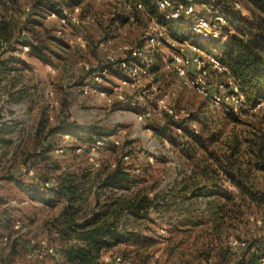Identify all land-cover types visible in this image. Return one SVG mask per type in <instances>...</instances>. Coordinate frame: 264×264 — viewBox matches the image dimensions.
Instances as JSON below:
<instances>
[{"label":"rangeland","instance_id":"374dc122","mask_svg":"<svg viewBox=\"0 0 264 264\" xmlns=\"http://www.w3.org/2000/svg\"><path fill=\"white\" fill-rule=\"evenodd\" d=\"M36 1L0 0V27L6 23L2 31H7L8 38L3 39L9 42L2 39L0 47V195L6 198L3 208L12 218L11 226L0 232V256L15 239L18 252L10 264H56L63 260L56 252L53 236L49 237L44 228V222L58 214L60 204L52 207L33 201L2 177L12 175L24 188L41 190L39 175L51 176L45 184L48 187L57 175L83 168L93 169L92 173L103 169L100 171L105 173L118 161L131 166L132 181L128 190L115 191L119 202L125 204L146 193L149 203L139 218L125 210L115 218L114 195L100 196L108 217L116 219L112 234L117 237L99 250L101 263L181 264L184 255L190 260V254L210 249L212 256L202 264H220L219 260L225 261L223 264H249L246 251L251 252L252 245L264 239V206L258 208L252 203L242 221L228 227L220 218L218 205L222 200L218 195L191 196L189 188L182 189L184 180L192 176V166L200 171L199 167L210 163L206 152L199 149L190 158L181 150L182 140L174 146L169 140L174 135L161 136L152 128L167 125L171 133L182 135L178 125L186 127V133L198 129L199 122L192 118L195 111H200V119L206 115L209 125L211 112L219 115L233 108L230 103L215 106L184 84L169 66L170 54L182 45L190 55L193 41L199 43L203 54L215 53L209 47L212 39L203 41L187 32L183 36L188 38L181 42L169 39V46L160 44L157 53L164 62L161 60V69L153 75L147 71L146 54L141 53L151 48L147 43L157 33L158 20L144 9H134L132 0H41L42 6L34 8ZM52 3L59 4V14L48 10ZM196 14L212 16L200 10ZM61 16L65 23L60 22ZM181 21L186 27L193 17H182ZM19 28L25 43L14 44V51L5 50L14 43ZM30 45L36 47L38 56ZM121 45L136 49V63L130 61L128 50H119ZM127 58L138 66L136 75L118 66ZM103 67L107 73L95 80V72ZM206 69L207 90L226 94L227 75L211 66ZM158 98L185 115L170 118L157 105ZM252 111L264 115V102L255 104ZM51 126L64 130L107 127L112 133L102 140L104 145L88 147L64 133L43 140L38 129ZM46 143L50 149L42 154L40 145ZM107 143L117 149H104ZM78 146L80 150H76ZM255 182L264 193V179L259 173ZM153 183L156 187L148 189ZM208 189L221 190L212 183ZM225 191L235 193L237 189L226 185ZM190 237L195 243H190ZM70 244L78 245L79 241L74 238ZM256 264H264V257Z\"/></svg>","mask_w":264,"mask_h":264},{"label":"trees","instance_id":"16d2710c","mask_svg":"<svg viewBox=\"0 0 264 264\" xmlns=\"http://www.w3.org/2000/svg\"><path fill=\"white\" fill-rule=\"evenodd\" d=\"M236 1L242 3L248 11V16L243 17L237 12L231 11L228 5L222 6V9L228 10L226 32L220 39L210 41L209 47L215 50L213 55L228 69L234 82L239 85L248 106L240 107L237 110L228 109L227 112L219 115L215 111L211 112L209 125L206 122V115L200 119V111H195L192 118L199 122L198 129L186 133L187 128L178 125L177 129H182V135L171 133L167 125L152 127L154 132L161 136L170 138L174 135L172 139H169L174 146H178L176 141L182 140L181 144L179 143L180 147L183 148L181 150L190 158L199 149L206 152V160L210 163L201 168L198 166L200 171H197L196 165L192 166V176H188L184 180L182 189L189 188L191 196L199 194L218 195L222 200L218 205L220 218L228 227H233L236 223L241 222L252 203H255L258 208L264 206V193L255 182L258 173L264 179V115L253 112L251 108L255 104L264 102V0ZM135 2H139L142 9L149 15L156 17L158 22L164 24L155 0L133 1L132 6L137 10L134 5ZM41 4L43 1L38 0L33 7ZM58 5L52 3L48 10L59 14ZM5 24L3 23L0 27V47L2 39L8 38L7 31H2L3 27L6 28ZM165 24L168 28L167 35L171 40L181 42L188 38L187 35L183 36L188 31L181 18L177 22ZM3 42L9 43L7 40ZM18 43H25V40L21 38L20 28L16 32L14 43H10L5 50H16L14 44ZM165 43V41L153 45L147 43V46L151 45V48H145L146 50L144 49L141 53L146 54L149 63L147 71L153 75L161 69V60L164 62V58L161 57L162 59H160L157 52L160 44L169 46ZM30 46L34 55L38 56L36 47ZM129 58H131V62L136 63L138 55ZM214 114L216 117H213ZM217 122L221 124L218 125ZM38 133H43V140L64 133L73 137L77 142L92 147L97 140L105 139L112 132L107 127H75L64 130L61 126H51L48 128L40 127ZM184 134L188 137H185ZM128 143L127 141L126 144ZM40 147V152L44 154L50 149V143L40 145ZM77 149L80 150V147L78 146ZM104 149H117V146L107 143ZM44 159L48 158L45 156ZM23 163L25 164V160ZM130 169L131 166H126L118 161L113 164V168L105 173L100 171L103 169L92 173L93 169L83 168L79 171L57 175L55 183L52 185L51 182L48 187L45 184L50 182L51 176L39 175L37 181L42 185L41 190L32 186V188H24L22 182L12 175L3 178L7 180L6 182L15 184L19 192H25L33 201L42 202L52 207L60 204L58 214L44 222L48 236L51 238L53 236L54 244L57 246V254L63 258L62 263L57 261L56 264H103L99 261V250L107 246L110 240L117 238L116 235L112 234L114 233L112 231L117 215L125 210L139 218L149 203V197L146 196V193L135 200L131 198L125 204H121L119 195H115L116 190H128L130 188L132 183ZM198 175L201 176V179ZM189 181L190 186H187ZM209 183L215 186L218 184L221 190L212 191L208 189ZM226 185L235 187L237 191L235 193L225 191ZM155 187L156 185L153 183L148 189L153 190ZM105 193L108 197L114 195L111 198V202L114 204L113 209H115L114 219L108 217L109 212L106 210V205L100 203V196ZM5 200V197H0V228L3 231L9 225L11 226L12 220L11 215L3 208L6 204ZM186 231L184 230V232ZM107 234L111 237H108ZM74 238L79 241L78 245L70 244L71 239ZM190 240L191 244L196 241L191 237ZM182 242L186 241L182 240ZM16 247L17 241L13 239L7 253L0 256V264H10L13 261L12 256L18 252ZM248 251H246V254H249L247 262L256 264L260 258L264 257V239L258 245H252L251 252ZM211 252L208 249L205 253L190 254V260L184 259V255L180 263L202 264L204 259L212 256ZM224 262L219 260L220 264Z\"/></svg>","mask_w":264,"mask_h":264},{"label":"built area","instance_id":"2783aa9c","mask_svg":"<svg viewBox=\"0 0 264 264\" xmlns=\"http://www.w3.org/2000/svg\"><path fill=\"white\" fill-rule=\"evenodd\" d=\"M135 1V0H132ZM156 6L159 10L160 18L163 23H156L155 28L157 33L150 37L149 43L159 44L161 41L169 42L170 39L167 35V27L165 23L177 22L182 17L192 16L193 21L186 26L187 31L190 34L197 35L200 40H216L220 39L226 32V16L227 9H222V6L228 5L231 11L237 12L243 17L248 16V12L244 9L242 3L236 0H155ZM137 9H142V5L139 2L134 3ZM221 7V8H220ZM200 10L203 13H211L210 18L204 17L202 14H196V11ZM133 19V17H130ZM72 21L77 20L72 17ZM60 22L65 23V17H60ZM189 48L192 53L190 55L185 54L186 50L182 45H179L176 50L170 54L169 66L174 70L175 75L183 81L188 87H191L196 93L208 97L215 106L227 103L233 106V110L246 105L244 95L240 91V87L236 84L229 74L228 69L215 57L212 53L203 54L200 51L198 42H190ZM119 50L129 51V57L136 56V49H130L126 45L118 47ZM138 52V51H137ZM118 66L123 70H128L131 75H136L138 72V66L129 62L128 59H121ZM211 66L218 72H223L227 75L229 90L226 94L219 93L218 91L210 93L206 88V67ZM191 67V70L189 68ZM188 70L191 73L188 76ZM95 80L98 81L99 76L107 73L105 67L101 68L98 72H95ZM123 83H126L123 81ZM223 85L219 84V88ZM120 90V86L117 87ZM157 105L161 107L164 113L174 119H177L179 115H185L183 110L176 111L172 107L165 105L164 100L157 99ZM255 110V106L251 107ZM144 115H140L142 117ZM95 144L104 145L102 140H97ZM79 150V149H77ZM50 251V250H49Z\"/></svg>","mask_w":264,"mask_h":264},{"label":"crops","instance_id":"0c3cea01","mask_svg":"<svg viewBox=\"0 0 264 264\" xmlns=\"http://www.w3.org/2000/svg\"><path fill=\"white\" fill-rule=\"evenodd\" d=\"M4 177H6V176H4ZM2 178H3V177H2ZM2 180H3V181H7L5 178H3ZM0 197H1V195H0ZM2 231H3V229L0 228V232H2ZM16 241H17V240H16ZM4 243H5V241H4Z\"/></svg>","mask_w":264,"mask_h":264}]
</instances>
